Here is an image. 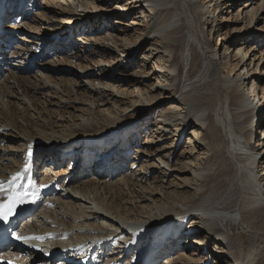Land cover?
I'll return each mask as SVG.
<instances>
[{
  "label": "bare ground",
  "instance_id": "obj_1",
  "mask_svg": "<svg viewBox=\"0 0 264 264\" xmlns=\"http://www.w3.org/2000/svg\"><path fill=\"white\" fill-rule=\"evenodd\" d=\"M91 1L103 6V4L106 5L113 0ZM116 1L119 3L114 4L111 9L98 8V10L110 11L106 22L112 19L111 16L113 15L122 13L124 17L126 14H136L138 12L135 10H139L142 14L141 18H138L137 14L134 15L131 25L144 26L143 20L140 22L139 19H144L147 22V26L152 25L151 39L161 42L159 47L154 49L159 50L155 55L159 53L158 60L163 56L168 58L162 61L159 60L158 64L155 63L150 69L153 70L151 75L153 74L156 79L153 90L159 89L160 95H155L151 101L143 103L133 102V100H128L127 102L124 99L117 101H121L125 106L129 104L130 106L128 107L132 109H138V114L152 113L155 102L159 103L170 99L172 104H174L166 111H161L154 118L158 122L154 124L155 130H152L153 138L150 139L147 135L143 143L144 146L133 150L134 152L129 154L130 157L128 156V158L131 160V168L135 165L138 170L133 169L129 173H124L123 167L119 168L116 165L119 160L122 165L126 161L127 148L123 147V142L120 145L117 142L113 143L112 146L105 143V148H98L94 146L96 145L95 143L89 144L90 142L86 141V136L77 134L79 131L73 128L76 125L81 131L86 132L91 127L104 122L97 116L89 124V119H81V121L76 122L77 115H74V113L80 112L81 105H84V103L82 104L81 101L65 92L63 81L56 83L50 78L42 81L43 74L38 70L36 73L39 72V74L29 76L30 71L40 67L53 73H70L69 75L79 80V86L84 88L88 99L91 100L90 103L85 104L89 107L107 105L112 99L116 100L115 98H118L117 94L113 92L114 87L112 88L111 85H106L107 87H105L101 79L97 77V74L90 70L92 69L90 65L79 63L87 60L89 56L94 58L97 54L95 47L93 50L88 49L91 46L89 44L91 38H84L79 35L76 44L70 40L67 41L69 38L66 37L70 33L69 30L77 20L76 15L77 17H82L80 16L81 12L84 13L83 16L86 15L84 11L86 2L84 0H43L38 4V7L41 8L39 12L34 13V11H31L32 7H29L32 0L27 5L20 0L21 5L16 6L13 10H7L4 13V18H1L2 7L9 2L3 0V4H0V22L1 20H6L10 13L16 14L15 21L23 19L22 23H18L17 28L0 23V100L3 101L6 96L9 108L13 104L23 106L21 109L22 113L17 117L16 124H10L8 121L0 119V183L3 184L5 189L4 192H0V202H5L10 194H24V202L17 204L15 214L10 216L7 222L0 221V228L4 227L2 232H0V264H53V262L55 264H75L73 260L76 257L84 258L88 256L90 264H93V261L95 264H99L103 262L102 254L98 253L100 246L101 251L104 248L105 255V247L110 244L109 241L114 240L113 245H121L120 247H123L122 252L131 249L134 253H140L139 248L135 246V241L132 239L116 242L119 236L125 237V235L131 234L132 227L130 224L136 222L135 220L127 219L125 216L122 217L121 211L124 214L135 213L133 207H139L136 203L138 199L135 200V205L131 206L125 197L140 198V195L136 194L138 193L136 187L146 188L145 186L148 183L151 184L149 181L146 182L149 178V172H146L147 168L143 164L139 165L140 162L145 161L143 160L144 156L162 155L164 159L170 156L169 153L171 152H167L166 149L170 147L172 142L161 144L162 141L171 139L170 136L164 138L165 126L175 128L174 132H177V135L173 133L171 137L174 136L173 140H177L185 126H189L192 123L198 125L196 129L189 131L188 135L194 139L192 142L198 145L204 144L207 149L213 142L218 143L220 139L219 129H225L227 123L230 122L234 129L239 132V135L235 134V137L232 138V144L227 147L225 153L231 157L244 159L243 163L236 165L235 169L240 188L242 189V202L246 206L245 210L242 211L240 221L247 226L251 224L253 208H247L248 205L256 203V205L264 207V178H261L264 175V167L258 175L255 174L253 168L255 161L259 159V154L264 151V118L263 120L261 118L255 119L256 107L261 105L264 99V87L260 85L261 77L259 76V74H264V67L260 66L256 74L258 63L254 65L252 60L248 61L250 56L248 55L245 60L248 63L242 69L241 76L231 79L230 75H234L235 71L238 72L243 66L241 62L243 57L247 56L248 49L238 46L234 47V49H237L236 55L239 53L242 55V58L238 61V64H241L235 70L238 64L236 66L233 65V57L229 53L228 47L225 46V43L221 44L220 42L219 45H222L224 60L220 64L225 68L227 76L222 79L225 91L224 105L222 106L218 103V97L213 99L205 92H201L202 94L199 96L197 92L202 89L201 86L204 84L203 78L205 76L202 73L200 74V76L202 75L201 79H198L199 75L192 78L194 75L192 73H195L192 72V66L197 58L195 43L197 41L198 44L199 41V37L193 30V17L185 20V14L183 15L176 11L175 0ZM188 1L195 2L196 0ZM222 1L223 3L220 5L227 3V7L233 6L234 0ZM256 2L255 0H246L244 2L245 5L237 9L236 13L239 14V11L246 8L254 9ZM24 6L25 8H23ZM218 8L217 4H213L209 8V13L214 15L215 10ZM233 9L235 10V8ZM232 10H226L225 14L227 12L231 13ZM259 10L260 7H258ZM195 12L199 18L203 15L201 8L195 9ZM73 16L74 18H71ZM220 16L222 20L225 19L222 15ZM30 21L32 23H29ZM53 22L61 23L62 26L60 28L62 29L58 28L55 31L51 30L50 27H44L46 25L50 26ZM187 22L191 23L190 25L192 26L190 27L192 31L190 30L191 32L184 41L185 46L188 45L189 47V52L185 53L182 51L180 61L176 55V50L179 47V34L186 28ZM80 23H82L81 26L74 32L78 31L79 34H87L88 31H84V29L80 32L84 22L81 21ZM90 23L91 21L88 22V27L91 25ZM36 24L40 27L43 26V31L39 30L36 32L37 29L33 27L35 25L38 28ZM209 26H213V19ZM63 28L65 29L63 30ZM59 29L60 31L57 33ZM120 29L121 39L128 40L132 38L126 27ZM2 30H5L6 33H2ZM10 30L14 32L11 33ZM257 30V28L251 27V31L257 32ZM21 32L29 34L27 38L19 37L15 41L20 44L14 45V39L17 36L15 38L13 36ZM134 32L136 39L141 36L138 45L132 46L129 53L126 52L127 48L122 50V56L130 57L137 49V46L140 45V42L146 43L147 35L145 30L137 27ZM227 36H229L228 32L222 33L220 41ZM238 42L241 44L245 43L241 40L236 43ZM77 43H82V47H79ZM42 47H44V50ZM51 49L53 53H47ZM84 52L85 54H83ZM56 53L60 54L58 58H54L59 61L58 64L43 61L46 57H53ZM148 58V56H143V63H146ZM212 58H216L215 53L212 54ZM126 59L129 60V58ZM118 61L121 60L118 59ZM132 62H134V59ZM247 66H251V68L248 69ZM93 76H96V79L91 80L90 78ZM69 81L71 82V80ZM76 84L74 87L78 86ZM243 86L246 88H243ZM51 89L56 93V96L51 94ZM108 89L112 92H107ZM42 91L48 92L40 94ZM38 94L45 99L49 107L48 110H44L41 106L39 108L33 107V99L35 101L38 100L35 98ZM153 100L155 101L154 103L152 102ZM128 107L120 109V111H125ZM51 110L55 111L57 116L50 115L48 120L41 118L39 119L40 123L35 126L37 128L42 126L48 129L61 126L64 128L70 127L74 133L72 136L82 137L79 142L73 143L75 140L70 138V140H65V142L61 143L53 140L45 143L34 136L35 128H33V125L35 122L33 123L32 113L36 112L38 117L39 113H44V111L51 112ZM70 111H72V115ZM64 113H68L70 116H65ZM211 113L213 120L211 121L210 119L206 123V116ZM52 117L53 119H51ZM83 121L86 122L83 123ZM133 124H137L140 129L146 126L145 122L140 118H135ZM204 126L209 129L210 134L207 133L208 131H203ZM157 130L161 131L157 132ZM23 131H25V134H22ZM101 131L103 133L109 132L108 129ZM255 132H257L256 136H254ZM257 135L260 136L259 139H255ZM21 140L23 142L19 146L17 143ZM125 141L129 145L128 139ZM7 143H11L12 146H8ZM82 145L84 146L80 148ZM76 147L79 148L74 149ZM76 151L82 152V154L79 155ZM110 152L111 154L106 158V163L101 162L105 159V156L97 157L101 153L109 154ZM163 152L167 153L164 155L162 154ZM93 158L95 159V164L93 168H90V171H92L90 174L91 178L74 186V182L87 171L89 161L93 160ZM37 160H40L41 164L37 163ZM96 163L99 164L97 165ZM214 163L218 165L215 169L214 167L211 168ZM192 164L198 167L192 169L193 172L195 170L211 171L213 169L209 173L198 172L195 174L203 185L193 196L197 195L200 199L198 202L193 199L195 202L191 206L188 204L187 207L182 208L181 212L187 213L186 215L173 220L171 223H166L167 225L158 230L147 245V248L144 249V253L140 255V264H154L164 256L166 260L163 264H199L206 260V258L201 259L200 255L203 252L208 253L207 256L210 255L214 259L215 264H222V259L228 260L227 262H231L230 264H240L237 261L238 253L236 247L228 241V235L223 229L225 221L236 220L235 215L228 211H214L211 209L204 212L202 207V212L196 214L199 216H194L190 224L189 218L187 219L189 215H195L190 214L188 210L192 206L194 207L195 204L198 206L202 204V193L205 187H208L209 183H211L209 181H212L219 174L229 172L230 164L219 149L215 155L207 159H196ZM40 165H43L45 169L42 172L39 170ZM25 168H27V171H25ZM143 169L146 174L141 172ZM135 172H138L136 176L134 175ZM17 173L21 175L13 180ZM160 173L167 174L165 169L160 171ZM115 175L119 177L117 181L110 178ZM113 185L117 186L118 195L109 191L110 189L108 188ZM99 200L109 201L107 208L99 204ZM172 211L176 213V209ZM196 218L201 219V223L192 221ZM262 222L264 224V218H262ZM101 235L106 237L99 239ZM17 236L21 238L17 239ZM134 237L137 238V235ZM193 238L196 240L193 241ZM97 246L98 250L96 249V251L95 247ZM52 247L55 250L52 252L53 260L50 259ZM189 247L190 250H188ZM174 249H180L181 252L179 254L180 257H176L177 259L172 257L173 254H169ZM113 251H115L114 248ZM186 251L189 253L188 255Z\"/></svg>",
  "mask_w": 264,
  "mask_h": 264
},
{
  "label": "rangeland",
  "instance_id": "obj_2",
  "mask_svg": "<svg viewBox=\"0 0 264 264\" xmlns=\"http://www.w3.org/2000/svg\"><path fill=\"white\" fill-rule=\"evenodd\" d=\"M2 1L3 0H0V4H3ZM42 1L43 0H32L31 2V0H22V3L24 2L27 5L31 2L29 6L32 7L31 11L37 13L41 9L40 7H38V4ZM84 1L86 2L84 5V11L86 12V15L83 16V12L80 13V16L82 17H77L76 15L77 20L74 22V24L71 26V29L69 30L70 33L66 37L69 38L67 39V41L70 40L71 42L76 44V40L79 35L84 38H91L89 40V44L91 46L88 47V49L93 50V48L95 47V51L97 52L96 56L94 58H92V56H89L87 60L80 62L79 60L77 61L80 64L90 65V67L92 68L90 70L97 74V77L101 79L105 87H107L106 85H111L112 88L114 87L113 92L117 94L118 98H115L116 100L112 99V101H110V103H108L107 105L102 104L94 107H89L85 104L90 103L91 100L88 99L87 93L84 91V88L79 86V80L69 75L70 73H53L49 70L47 71L45 68L40 67L34 68L32 71H30L29 76L39 74V72L36 73L38 70L40 71V73L43 74L42 81L48 78H50L56 83H58L59 81H63L65 85L64 88L66 89L65 92L69 96L81 101L82 104L84 103V105H81V111L74 113V115H77V119L75 121L79 122L81 121V119H89V124V122H92L96 118L95 116H97L99 119H101V121L104 122L100 123L102 125L97 124L96 126L91 127L86 132L81 131L78 125H76L73 128L79 131L77 132V134L86 136V141L90 142L89 144L95 143L96 145L94 146H97L98 148H105V143H108L110 146H112L113 143L117 142L120 145V143L123 142V147L127 148V153L125 155L126 161L122 165V162L119 160L116 165L119 168L122 166L124 173H129L132 172L133 169L137 170V168H135V165L131 168V160H129L128 158L129 154L133 153V150L142 148V146H144L143 143L144 140H146L145 138L147 135L148 138H153L152 130H155L156 127L154 126V124H157L158 122L154 118H156L161 111H166V109L171 106H174V104H172V101L170 99L166 101H160L159 103H156L154 99L152 101L153 103L155 102L152 113L138 114V109H132L131 107H128L130 106L129 104L128 106H125L123 105V103H121V101L119 102L117 100L124 99L127 102L128 100H133V102L143 103L146 101H151L155 95H160L159 89L153 90V85L156 82V79L154 78L153 74L151 75V71L153 70L150 69L154 66L155 63L158 64L159 60L162 61L168 58L166 56H163V59L161 58L158 60L157 57L159 56V53L155 55L156 52H158L159 50L154 49L159 47V44L161 42L159 40L156 41L155 39H151L152 25L147 26V22L144 19H139L140 22L141 20H143L142 22L144 26L131 25L134 15L137 14L136 16L138 18H141L142 14L139 12V10H135L136 12H138L136 14H126L124 15V17L122 13L113 15L111 16L112 19L106 22V20L108 19L107 16L110 11H105L102 9H111L114 4L119 3L118 1H109L106 5L103 4V6L101 4H96L91 0ZM208 1L209 0H196L195 2H189L188 0H175L177 5L176 11L183 15L185 14V17L187 18H185V20L191 19V17H193V30L195 34L199 37L198 44L197 41L195 43V51L197 53V58L192 66V72H195L192 73V75L194 74L192 78L199 75L198 79H201L202 75L200 76V74L203 73V75L205 76H203L205 85L203 84L201 86L202 89L197 93L200 96L203 92H205L208 96L213 99H216L218 97V103L223 106L225 99V91L222 85V79L227 76L225 73V68L222 67V65L220 64L224 60L222 56V45H219V43H225V46L228 47L229 53L233 57V65L235 66L236 64H238V61L242 58V55L240 53L236 55L237 49H234V47L238 46L242 47L243 49H248L247 56L243 57L241 62L243 63V66L238 72L235 71L234 75H230L231 79L241 76L242 69L244 68L245 64L248 63V61L250 60H252V64L254 65L258 63L256 70L257 74L259 67H264V0H255L257 2L254 5V9L251 10V8H246L242 11H239V14L236 13V10L242 8L245 5L244 2L246 0H234L233 6L231 7H227V3L225 5H220L223 3L222 0H210V2ZM6 2L9 3L4 4V6L2 7L3 12L1 18L5 17L4 13L7 10H13L16 6L21 5L20 0H6ZM213 4H217V6L219 7L215 10L214 15L212 13H209V8L212 7ZM99 7L102 9L98 10ZM258 7H260L259 11ZM23 8H25V6ZM197 8H201L203 11V15L201 16V18L196 15L195 9ZM233 8H235V10ZM228 9L230 11L232 9L233 10L231 13L227 12V14H225V11ZM9 15L10 16L6 20H1L0 23L2 25L8 24L12 25L15 28L18 23L20 24V22H23V19L15 21V13H10ZM220 15H222V17H225V19L222 20ZM71 18H74V16ZM212 19L213 26H209V23ZM81 21L84 22V26L80 29V32H82L84 29V31H88L87 34L83 35L82 33L79 34L78 31L74 32V30H78V28L81 26ZM86 21H91V25L89 27L87 26L88 22ZM29 23L32 22L30 21ZM190 24L189 22H187L186 28L183 29L182 32L179 34V47L176 50V55L178 57V60L180 61L181 52H189V47L188 45L185 46L184 41L186 37H188L189 33L192 31V28H190L192 26ZM36 25L38 26V28L33 25L34 29H37L36 32H38L39 30L43 31V26L40 27L38 24ZM61 26V23L53 22L50 26L46 25L44 27H50L51 30L56 31ZM123 27H126L128 33L132 37L131 39H121L120 28ZM137 27H141V29L145 30V34L147 35L146 43L140 42V45L137 46V49L134 51V53L130 55V57L122 56V50L127 48L126 52L129 53L132 49V46L134 47L138 45L141 36L136 39L134 29ZM251 27L257 28V32L251 31ZM60 29L57 31V33H59ZM64 29L65 28H63V30ZM29 30L33 31L31 29ZM10 31L11 33L14 32L13 30ZM4 32L6 33L5 30H2V33ZM224 32H228L229 36L220 41V36ZM18 34H16L15 36L12 35L14 38L16 36L18 37H16L14 41L18 40L19 37L27 38L29 33L21 32ZM238 40H241L245 43H236ZM14 43V45L20 44L16 41ZM81 44L77 43L79 47H82ZM51 48L54 49V47L52 46ZM42 49L44 50V47H42ZM52 49L50 51H47V53H53ZM214 53L216 54V58H212V54ZM218 53L220 55L219 57ZM83 54H85V52ZM56 55H53V57H46L43 61H49L51 64H58L59 61L55 60L54 58H58L60 54L56 53ZM248 55H250L249 60L245 62ZM143 56L149 57L146 60V63H143ZM126 58H129V60ZM118 59H120L121 61H118ZM133 59L134 62H132ZM241 63L238 64L235 70L239 68V65ZM247 68L250 69L251 66H247ZM259 76L261 77L260 85L264 87V74H259ZM90 79L94 80L96 79V76H93ZM69 80H71V82ZM75 83H77L76 85L78 86L74 87ZM243 88L246 87L243 86ZM47 92L48 91H42L40 92V94H45ZM107 92L112 91L108 89ZM40 94L35 97L38 100L35 101L33 99L34 102L32 103V105L33 107L35 106L38 108L41 106L44 108V110H48L49 107L47 106L45 99ZM51 94H54L56 96V93L53 91V89H51ZM3 99V101L0 100V119L8 121L10 124H16L18 119L17 117L19 116V114L22 113L21 109L23 108V106L13 104V106H10L9 108L7 104L8 98L5 96ZM126 107L128 108L125 111H120V109H124ZM70 112L72 115V111ZM255 112V119L261 118V120H263L264 99L263 103L256 107ZM32 114L33 123L35 122L33 125V128H35L34 136L37 137L40 141L48 143L53 140L54 142L59 141L61 143L65 142V140L68 141L70 140V138H73V140H75V142L73 143H76L79 142V139L82 138L72 136L74 133L72 132L70 127L64 128L63 126H61L48 129L42 126H40L39 128L35 126L36 124L40 123L39 119L41 118H45V120H48L50 115L57 116V113L53 110H51V112H41L39 113L38 117L36 112H33ZM64 115L68 117L70 116L68 113H64ZM135 118H140L143 122H145L146 126L140 129L137 124L134 125L133 121L135 120ZM51 119H53V117ZM210 119L211 121L213 120L212 113L206 116V123H208ZM85 122L86 121H83V123ZM230 124V122L227 123L225 129H219L220 139L218 143L213 142L211 146L207 149L205 148L204 144L198 145L192 142L194 141V139L190 137V135H188V132L193 129H196L198 125H194L192 123L189 126H185L183 130H181V135L179 136V138H177V140H173L175 138L174 136L171 137L173 133L174 135H177V132H174L175 128L172 126L164 127L166 129L164 138L170 136L171 139L162 141L161 144L164 145V143L166 142H172L170 147L166 149L167 152H171L169 153L170 156L167 159H164L162 155L152 157L148 155L144 156L143 160L145 161L140 162L139 165L141 166L143 164L147 168L146 172H149V178L146 182L149 181L151 182V184H145L146 188H139L138 186L136 187V190H138V193L136 194L140 195V198L125 197V199L129 201V205L131 206H134L135 200L138 199L136 203L139 205V207H133L135 209V213L124 214L123 211H121L122 217L125 216L127 219H131L132 221L135 220L136 222L134 224H130V226L132 227V233L125 235V237L119 236L116 239V242H123L126 239H132L133 241H135V246L139 248L140 253H134L131 249L122 252L123 247H120L121 245H113L115 240L109 241L110 244L105 247V255L104 248L103 251H101L102 249L100 246V251L98 253L102 254L103 262H100L99 264H140V255L144 253V249L147 248V245L150 243L152 237L155 236L158 230H161L165 225L171 223L173 220H177V218L186 215L187 213L181 212L182 208L187 207L188 204H190L189 206H191V204H193L195 200L198 202V200L200 199V197H198L197 195L193 196V194L198 191L199 188L203 185V183L198 180L195 174L198 172L209 173L212 172L213 169L211 171L195 170V172H193L192 169H196L198 167L193 166L192 162L196 159H207L208 157L215 155L218 149L222 151L224 156L227 158V162H229L230 164V171L219 174L215 176L212 181H209L211 183L208 182L209 186L205 187L202 193V204L199 206L197 204H195L194 207L192 206L191 209L188 210V212L190 214L195 215H189L187 219L189 218L190 224L191 219H193L194 216L198 217L199 215L196 214L202 212V207L204 212L208 210L210 211L211 209L214 211L221 210L232 213L233 215H235L234 217H236V220L225 221L223 223V229L226 235H228V241H230L231 244L235 245L236 247L238 253L237 261L240 264H264V224L262 222V218H264V207H260L258 206V204L256 205V203L254 205H248L247 208H253V220L248 226L240 221L242 211L245 210L246 206L242 202V189L240 188L239 180L236 175L235 169L236 165L243 163L244 159L231 157L228 154L226 155L225 153L227 147L232 144V138L235 137V134L237 136L239 135V132L234 129L232 124ZM105 129H108L109 132L103 133L101 131ZM158 131L161 130H157V132ZM203 131H208L207 133L210 134V131L209 129H206V126L203 127ZM22 134H25V131H23ZM256 134L257 132H255L254 136H256ZM259 138V135L255 137V139ZM126 139H128L129 145L125 141ZM22 142L23 141L21 140L17 144L20 146ZM7 145L12 146L11 143H7ZM83 146L84 145H82L80 148H82ZM78 148L79 147H76L74 149ZM167 152H163L162 154L165 155ZM76 153L79 155L82 154V152L80 153L78 151H76ZM107 155L108 154H104V156ZM97 156L100 157L99 155ZM93 161L94 158L93 160L91 159L89 161L87 171L80 178H78L77 181L74 182V186L80 184L84 180H88L91 178L90 174L92 171H90V168H93L94 166ZM37 163L41 164V161L37 160ZM213 167L215 169L216 167H218V165L214 163L211 168ZM263 167L264 151H261V153L259 154V159H257L255 161V164L253 165L255 174L258 175ZM164 169L167 172L166 175L164 173H160V171H163ZM39 170L41 172L45 170L43 165H40ZM141 172L146 174L144 169ZM137 173L138 172H135L134 175L136 176ZM117 176L118 175H115L110 178L115 179V181H117L119 178ZM261 178H264V175H262ZM108 189H110L109 191H111L112 193H116V195H118L119 193L117 186L113 185ZM108 202L109 201L107 200L98 201V203L102 204L104 208H107ZM205 207L207 210L204 209ZM175 209L176 213L172 211ZM192 221H196V223H201V219L199 220L198 218ZM135 235H137V238L134 237ZM105 237V235H101L99 239H104ZM192 237H194V235H192ZM194 240L196 239L193 238V241ZM113 248L115 251H113ZM96 249L98 250V246L95 247V250ZM188 250H190V247L188 248ZM180 253V249H174L169 254H173V258H178L180 257ZM186 254L188 255L189 253H187L186 251ZM207 255L208 253L206 252L201 253V259L203 260V258H206V260L202 261L199 264H215L214 259H212L210 255ZM165 260V256L161 257L154 264H163ZM227 261L228 260L226 259L221 260L222 264L231 263ZM53 264L55 263L53 262ZM93 264H95L94 261Z\"/></svg>",
  "mask_w": 264,
  "mask_h": 264
},
{
  "label": "snow or ice",
  "instance_id": "obj_3",
  "mask_svg": "<svg viewBox=\"0 0 264 264\" xmlns=\"http://www.w3.org/2000/svg\"><path fill=\"white\" fill-rule=\"evenodd\" d=\"M25 171H27V168H25ZM21 174L17 173L16 176L13 177V180H15L17 177H19ZM4 186L2 183H0V192H4ZM24 202V194H10L8 196V199L5 202H0V221L7 222L9 217L15 214V208L17 204ZM21 237L17 236V239H20Z\"/></svg>",
  "mask_w": 264,
  "mask_h": 264
}]
</instances>
